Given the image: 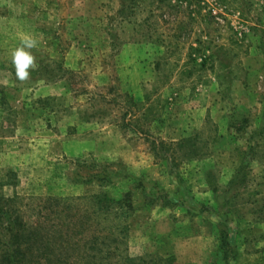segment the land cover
Masks as SVG:
<instances>
[{"label":"rangeland","instance_id":"374dc122","mask_svg":"<svg viewBox=\"0 0 264 264\" xmlns=\"http://www.w3.org/2000/svg\"><path fill=\"white\" fill-rule=\"evenodd\" d=\"M12 261L264 264V0H0Z\"/></svg>","mask_w":264,"mask_h":264},{"label":"clouds","instance_id":"9594fccd","mask_svg":"<svg viewBox=\"0 0 264 264\" xmlns=\"http://www.w3.org/2000/svg\"><path fill=\"white\" fill-rule=\"evenodd\" d=\"M38 40L30 35H26L13 52L11 63L15 69V79L25 81L30 78V69L37 67L36 57L30 50L36 48Z\"/></svg>","mask_w":264,"mask_h":264},{"label":"trees","instance_id":"16d2710c","mask_svg":"<svg viewBox=\"0 0 264 264\" xmlns=\"http://www.w3.org/2000/svg\"><path fill=\"white\" fill-rule=\"evenodd\" d=\"M7 264H18L17 262H15V261H12V262H7Z\"/></svg>","mask_w":264,"mask_h":264}]
</instances>
